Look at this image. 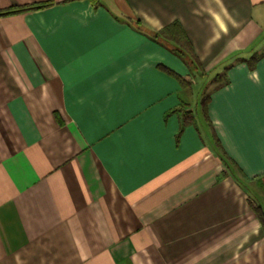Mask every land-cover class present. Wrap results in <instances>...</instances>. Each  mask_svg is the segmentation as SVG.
Returning a JSON list of instances; mask_svg holds the SVG:
<instances>
[{
    "label": "crops",
    "instance_id": "obj_1",
    "mask_svg": "<svg viewBox=\"0 0 264 264\" xmlns=\"http://www.w3.org/2000/svg\"><path fill=\"white\" fill-rule=\"evenodd\" d=\"M42 2L0 16V264H264V0L0 9Z\"/></svg>",
    "mask_w": 264,
    "mask_h": 264
},
{
    "label": "trees",
    "instance_id": "obj_2",
    "mask_svg": "<svg viewBox=\"0 0 264 264\" xmlns=\"http://www.w3.org/2000/svg\"><path fill=\"white\" fill-rule=\"evenodd\" d=\"M92 2L97 6L99 0H92ZM51 2H42L32 5L25 6H15L6 9H0V16L11 15L18 12H24L32 9H39L45 6L50 5ZM154 39L160 41L163 45L168 47L173 53L179 56L184 62L188 65L190 69L191 78H196L198 76H205V72L202 61L196 53L192 42L190 41L188 35L184 31L181 23L179 21H174L173 23L165 26L159 31H150L148 32ZM263 56V54H255L250 58V67H254L256 62ZM227 70V69H226ZM226 72L222 74H217L214 77V87L213 90L209 91L203 96L202 105L204 109L205 116L208 118V101L210 99L211 92L225 85L228 80L225 77ZM183 83L184 80L182 81ZM175 112H178L182 119V127L189 123H194L196 121L194 111L189 109L187 103H181L178 107L175 108ZM181 133V132H180ZM180 135V134H179ZM217 143L222 150V160L224 163L229 166V159L226 151L220 143V140L216 137ZM232 161V160H231ZM256 213L258 214L263 226H264V208L261 204L255 206Z\"/></svg>",
    "mask_w": 264,
    "mask_h": 264
},
{
    "label": "rangeland",
    "instance_id": "obj_3",
    "mask_svg": "<svg viewBox=\"0 0 264 264\" xmlns=\"http://www.w3.org/2000/svg\"><path fill=\"white\" fill-rule=\"evenodd\" d=\"M112 7H113V9L115 10V11H118L119 10V6L117 5V4H110Z\"/></svg>",
    "mask_w": 264,
    "mask_h": 264
}]
</instances>
